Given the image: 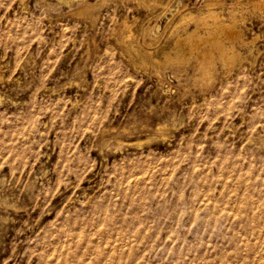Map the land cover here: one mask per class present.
<instances>
[{
    "label": "rangeland",
    "instance_id": "1",
    "mask_svg": "<svg viewBox=\"0 0 264 264\" xmlns=\"http://www.w3.org/2000/svg\"><path fill=\"white\" fill-rule=\"evenodd\" d=\"M0 264H264V0H0Z\"/></svg>",
    "mask_w": 264,
    "mask_h": 264
},
{
    "label": "bare ground",
    "instance_id": "2",
    "mask_svg": "<svg viewBox=\"0 0 264 264\" xmlns=\"http://www.w3.org/2000/svg\"><path fill=\"white\" fill-rule=\"evenodd\" d=\"M213 14V13H212ZM212 16H214V14L212 15ZM219 16V15H218ZM210 17V16H209ZM170 19V18H169ZM210 20H211V18H210ZM182 21V20H181ZM235 21V20H234ZM214 22H216L215 20H214ZM219 22V21H218ZM182 23V22H181ZM220 23V22H219ZM223 23V22H222ZM225 23H226V21H225ZM229 24V23H228ZM233 24V23H232ZM231 24V25H232ZM179 25V24H178ZM198 25V24H197ZM217 26H213V27H215L217 30H219V31H222V32H226V34L231 38L232 37V39L233 38H235L236 36H237V32L234 30V29H232V27H231V25H230V27H225L224 25L223 26H218V24H216ZM177 27V26H176ZM179 27V26H178ZM207 29H209V28H207ZM215 29V30H216ZM184 30H185V28H184ZM237 30V29H236ZM178 31V30H177ZM210 31V30H209ZM213 31V30H212ZM186 32H187V30H186ZM205 32V31H204ZM208 32V31H207ZM214 32V31H213ZM212 32V33H213ZM195 33V32H194ZM208 33H210V32H208ZM239 33H241V32H239ZM216 34V33H215ZM190 35V34H189ZM197 35H198V33H197ZM200 35V34H199ZM224 35V34H223ZM239 35V34H238ZM194 36V35H193ZM201 36V35H200ZM204 36V35H203ZM221 36V35H220ZM226 37V36H225ZM180 38V37H179ZM182 38V37H181ZM194 38V37H193ZM235 39H237V38H235ZM176 43H178V51L180 52V53H182L185 57H191V56H189L191 53H192V51H193V53H194V51L196 50L198 53H199V55L204 59V60H211L212 59V57H213V53H214V51L216 50V51H218V53L219 54H224L223 53V44L222 43H224V42H222V43H220V41H219V39H218V37L216 36V35H214V33H213V36L212 37H209V38H202V36H201V38H194V39H190V37H184V39H182V40H179L178 42H177V40H176ZM209 45V47H207ZM226 46V45H225ZM215 54H217V53H214V55ZM227 54V53H226ZM229 54V53H228ZM177 55V54H176ZM198 55V54H197ZM232 55V54H231ZM196 56V55H195ZM220 56V55H219ZM229 56H230V54H229ZM234 56V55H233ZM193 57V56H192ZM224 57V56H223ZM174 58V57H173ZM200 58V57H199ZM226 58V57H225ZM186 59H188L189 60V58H186ZM192 59V58H191ZM214 59V58H213ZM230 59H231V56H230ZM176 60V59H175ZM185 61V60H184ZM208 61V62H209ZM230 61H232V60H230ZM229 61V62H230ZM172 62V61H171ZM208 65H210L209 63H208ZM213 65V64H212ZM211 66V65H210ZM208 68H210L209 66H208ZM200 69V68H199ZM212 71V70H211ZM211 71H209V72H211ZM208 74V73H207ZM206 74V75H207ZM210 74H212V73H210ZM212 76V75H211ZM209 77V76H208ZM211 79V78H210ZM212 80V79H211ZM209 81V80H208ZM208 81L206 82V83H208ZM210 84V83H209Z\"/></svg>",
    "mask_w": 264,
    "mask_h": 264
}]
</instances>
